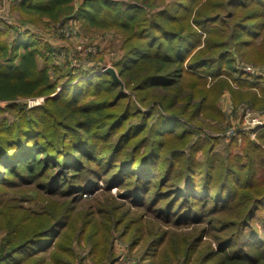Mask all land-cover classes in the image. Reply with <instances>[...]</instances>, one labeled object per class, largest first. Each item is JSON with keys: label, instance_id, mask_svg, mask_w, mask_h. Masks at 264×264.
<instances>
[{"label": "trees", "instance_id": "16d2710c", "mask_svg": "<svg viewBox=\"0 0 264 264\" xmlns=\"http://www.w3.org/2000/svg\"><path fill=\"white\" fill-rule=\"evenodd\" d=\"M72 1L23 0L20 5L66 16L74 10ZM202 2L84 0L80 5L78 17L124 33L125 51L115 65L125 86L147 109L140 108L122 90V81L106 71L73 84L68 83L76 76L69 73L63 89L51 95L56 83L49 78L50 66L39 63L42 56L44 62L50 60L55 47L36 44L38 35L28 29L16 31L6 42V31L0 28V98L47 95L44 104L33 108L10 103V116L0 120V202L10 188L35 182L70 198L31 231L25 227L16 233L11 227L8 243L0 247V264H46L48 244L72 214L70 201L93 192L102 176L109 177V185L127 187L122 196L146 205L147 213L159 220L176 226L207 220L210 230L220 231L221 235L215 233L217 248L203 245V231L191 241L200 254L195 258L199 264H264V220L262 231L254 224L256 216L264 214L259 209L264 203V147L244 136L241 143H222L220 150L219 142H214L217 135H204L193 125L201 123L200 118L224 117L218 101L226 89L235 104L246 98L264 108V97L252 88L260 80L239 70L233 49H228L259 62L264 59L259 52L264 50V0H205L195 10ZM253 4L258 9L252 11ZM8 24L13 26L11 20ZM209 77L212 83L207 86ZM258 137L264 142V131ZM200 150L205 151L202 160L197 157ZM54 165L58 171L50 170ZM228 211L232 215L221 217ZM140 221L125 216L113 227H122L119 233L126 241H146L149 253L159 249V264L193 260L186 242L164 248L167 233L151 238L150 232L145 237ZM16 223L17 228L21 221ZM92 228L85 234L84 228L79 231L85 247L102 262L109 258L105 264H115L119 257L106 249L109 231Z\"/></svg>", "mask_w": 264, "mask_h": 264}, {"label": "rangeland", "instance_id": "374dc122", "mask_svg": "<svg viewBox=\"0 0 264 264\" xmlns=\"http://www.w3.org/2000/svg\"><path fill=\"white\" fill-rule=\"evenodd\" d=\"M22 1L23 0H0V28L6 31L3 40L11 42L16 31L28 29L29 32L36 36L38 35L35 42L36 44L42 45L48 43L50 46L55 47V50L50 52V60L44 62V56H42L39 63L40 65L48 63L50 66L48 69L49 78L52 82L56 83L55 90L51 95H58L63 89L65 85L64 82L71 78L69 73H72L71 75L76 77L68 84L75 83L77 79L93 78L97 75H101L105 72L107 67H113L119 75L118 67L115 63L121 59L124 54L125 35L113 26L102 25L98 20L94 23L89 18L83 16L78 17L76 13H78V9L84 0H73L71 6H73L74 10L72 13L67 14V17L59 13L55 16H50L49 14H44L40 10L23 8V6L20 5ZM173 1L176 0H159L161 4L162 2L165 4H172ZM204 2L205 0H203L195 10ZM253 5L254 6L251 8L252 11L258 9L259 6L256 4ZM10 6H12V9L9 10ZM249 13L251 12L249 11ZM194 16L195 14L192 15L191 19L194 18ZM10 20L13 22V26L8 24ZM205 38L206 34L203 33V39ZM258 41L262 43L263 37L259 38ZM200 48L201 46L197 47L191 56H195L199 53ZM228 49H233L235 64H237L239 70L244 71L246 75L253 79L260 80L259 84H254L252 88L258 90V93L264 97V92L262 91L264 90V59L259 62L253 59L252 56L246 58L240 55L235 48ZM43 51H45V49ZM259 52L263 54L264 50H259ZM191 56L187 59L186 63ZM244 67H250L252 71L245 70ZM119 77L123 83L122 90L125 91L140 108L147 109L145 105L140 103L137 94L132 89L125 86L124 76L119 75ZM227 77H229V75ZM211 80L212 78L209 77L207 86L211 85ZM233 82L235 87L240 88L236 81ZM46 97V94H20L11 100L0 98V120H3L5 115L10 116L7 111V107L10 103L16 102L25 104L27 108H33L44 104ZM155 104L158 105L157 103ZM218 106L224 113L222 119H211L203 116L204 118H200L201 123L196 122L193 124L194 127L202 131L204 135H217L219 138L215 139L214 142H219L218 149L221 150L223 148L222 143L228 145L232 140L241 143L244 136H248L253 140H258L264 147V142L258 137L259 133L264 131V124L257 125V123L255 124L253 121L254 118H259L264 121V108L254 106L252 102L246 98L235 104L228 89L220 95ZM166 114L170 113L166 112ZM186 152L188 153L187 149ZM204 152V150L198 152L197 157L199 160L204 159ZM49 168L51 171L59 169L56 165ZM113 170L114 169H109L108 171L113 172ZM109 182V177L105 178L102 176L100 179H97V184H99V186L94 189L93 192H86L83 199L77 198L70 201L69 204L71 206L73 205L71 209L72 214L69 216L66 226L62 228L58 236L54 239L55 241L48 244L49 251L45 254L43 263H107L109 258L107 259L106 257L105 261L103 260L104 262H102L98 260L95 255L89 253L88 249L85 247L83 231L79 232L84 228L85 234L87 228L93 227V232L109 231L110 236L108 237V241H106L108 247L106 249H109L108 254L111 253L119 257L115 264H138L141 262L159 264V249L155 251V254L149 253L148 248H146V241L142 240L139 243L126 241L119 233L122 227L120 226L119 230L113 227L115 220L125 216L127 219L133 217L140 218V226L145 232V237H147L150 232L153 233L151 238L166 232L167 240L164 242V248H169L170 245H172V247H179L183 242H186L185 248H187V251L191 254L189 256L191 257L190 260L193 258L189 264H199L195 258L199 257L200 254L194 251L195 248H193V242L191 241L202 231L204 234L202 239L204 241L203 245H211L209 249L218 247L215 235H221L222 233H220V231L210 230L208 227H211V225L207 220L203 222H193L186 226H176L159 220L154 217L151 212L147 213L149 210L146 205L140 206V204H132L133 201L129 197L122 196L121 193H128L129 190L127 187H119L117 184L109 185ZM10 189L11 191H9V194L4 195V199L0 202V247L4 243H8L5 240L9 237L11 227H13V231L16 233L18 231H23L25 227H30L28 230L31 231L33 227L42 224L38 223V221L46 218L49 214L52 215L53 211L62 206L65 202L64 200L68 201L70 199L69 197H64L65 195H55L54 193L39 188L38 182H35L33 185ZM67 196L70 195L67 194ZM13 200H15V202ZM123 202L128 203L125 206L122 204ZM203 206L206 205L202 204V207ZM259 209L264 211V203H260ZM232 211L222 214L221 217L226 218L230 214L232 215ZM115 217L117 218L113 220ZM45 220H42V222ZM261 220H264V214L262 218L257 215L254 221L255 226L260 229V231H262ZM16 221H21V223L17 225V228ZM72 229H75V231H71ZM66 238L71 240V242L63 240ZM72 251L75 253L74 257L71 256ZM143 251H145V253ZM183 252L184 250L181 251V253ZM181 260H185L184 257H182ZM170 264H180V261L173 260Z\"/></svg>", "mask_w": 264, "mask_h": 264}, {"label": "water", "instance_id": "95a60500", "mask_svg": "<svg viewBox=\"0 0 264 264\" xmlns=\"http://www.w3.org/2000/svg\"><path fill=\"white\" fill-rule=\"evenodd\" d=\"M105 71L110 73L116 81H121L117 71L113 67H107Z\"/></svg>", "mask_w": 264, "mask_h": 264}, {"label": "built area", "instance_id": "2783aa9c", "mask_svg": "<svg viewBox=\"0 0 264 264\" xmlns=\"http://www.w3.org/2000/svg\"><path fill=\"white\" fill-rule=\"evenodd\" d=\"M244 69L246 70H249V71H252L251 69H250V67H244ZM253 121L255 122V124L257 123V125H262V124H264V121L262 120V119H259V118H254L253 119Z\"/></svg>", "mask_w": 264, "mask_h": 264}]
</instances>
